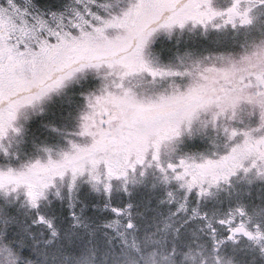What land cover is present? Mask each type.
I'll list each match as a JSON object with an SVG mask.
<instances>
[{
	"label": "snow or ice",
	"instance_id": "snow-or-ice-1",
	"mask_svg": "<svg viewBox=\"0 0 264 264\" xmlns=\"http://www.w3.org/2000/svg\"><path fill=\"white\" fill-rule=\"evenodd\" d=\"M0 264H264V0H0Z\"/></svg>",
	"mask_w": 264,
	"mask_h": 264
}]
</instances>
